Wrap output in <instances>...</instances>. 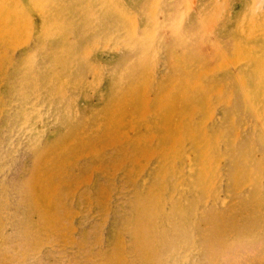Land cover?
Masks as SVG:
<instances>
[{"label": "rangeland", "instance_id": "obj_1", "mask_svg": "<svg viewBox=\"0 0 264 264\" xmlns=\"http://www.w3.org/2000/svg\"><path fill=\"white\" fill-rule=\"evenodd\" d=\"M0 264H264V0H0Z\"/></svg>", "mask_w": 264, "mask_h": 264}]
</instances>
